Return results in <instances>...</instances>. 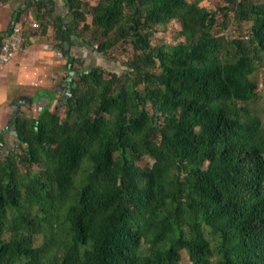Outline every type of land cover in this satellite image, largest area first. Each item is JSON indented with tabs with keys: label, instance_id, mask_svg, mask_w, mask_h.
<instances>
[{
	"label": "trees",
	"instance_id": "trees-1",
	"mask_svg": "<svg viewBox=\"0 0 264 264\" xmlns=\"http://www.w3.org/2000/svg\"><path fill=\"white\" fill-rule=\"evenodd\" d=\"M219 1H65L55 48L128 69L64 55L60 105L0 135V264H264V1Z\"/></svg>",
	"mask_w": 264,
	"mask_h": 264
},
{
	"label": "crops",
	"instance_id": "crops-1",
	"mask_svg": "<svg viewBox=\"0 0 264 264\" xmlns=\"http://www.w3.org/2000/svg\"><path fill=\"white\" fill-rule=\"evenodd\" d=\"M38 3L43 4L41 11L52 23L44 35L35 18ZM67 13L65 0H0L1 42L14 25L20 26L25 34L24 51L11 62L0 64V132L9 123H14L18 111L37 118L45 110L53 111L60 105L65 92L63 79L69 71L65 57L54 58L53 23H57L58 18L66 23ZM34 22L38 24L36 29L31 26ZM64 42L70 45V56L78 59L84 69L100 66L97 61L104 57L93 48L81 40L70 38ZM0 135L4 136L6 146L15 144L12 132Z\"/></svg>",
	"mask_w": 264,
	"mask_h": 264
},
{
	"label": "rangeland",
	"instance_id": "rangeland-1",
	"mask_svg": "<svg viewBox=\"0 0 264 264\" xmlns=\"http://www.w3.org/2000/svg\"><path fill=\"white\" fill-rule=\"evenodd\" d=\"M87 1H88L89 5H95L97 2V0H87ZM189 1H192V0H189ZM260 1H264V0H260ZM219 5H220L219 0H202V2H201V6L207 8L209 10H215ZM88 20H89V18H88ZM248 26H249V24H244L243 29H246ZM178 29H179L178 23L175 21H172L171 23H169L165 27H159L158 33L152 39V45L155 46L160 41L175 44L176 42L174 39V35ZM234 30H235V27H233V28L230 27L226 31H221L218 28H214L212 32L215 34H219V35L231 36L234 34ZM130 52L131 51H129V53ZM116 57L118 59L117 62L116 61H109V60L103 58L102 61H97V63L100 65V67H102L108 71H116L118 73L124 74L128 68L125 65H121V63L125 62L128 56L126 54L125 55L124 54H118ZM87 68L88 67H86L85 69H87ZM59 113L61 116H63L62 110H59ZM149 163L151 164L152 161H149ZM139 164L144 165V162H140ZM182 257H183L182 264H189L187 261V254L185 252H182Z\"/></svg>",
	"mask_w": 264,
	"mask_h": 264
},
{
	"label": "built area",
	"instance_id": "built-area-1",
	"mask_svg": "<svg viewBox=\"0 0 264 264\" xmlns=\"http://www.w3.org/2000/svg\"><path fill=\"white\" fill-rule=\"evenodd\" d=\"M32 28H38L36 22L32 23ZM25 34L24 30L14 25L8 34L2 39L0 44V64L11 62L16 55L24 51ZM54 58L63 59L64 53L58 49L53 51Z\"/></svg>",
	"mask_w": 264,
	"mask_h": 264
},
{
	"label": "water",
	"instance_id": "water-1",
	"mask_svg": "<svg viewBox=\"0 0 264 264\" xmlns=\"http://www.w3.org/2000/svg\"><path fill=\"white\" fill-rule=\"evenodd\" d=\"M66 23H68V20L65 21ZM71 39H75L74 36H71ZM0 44H1V39H0ZM63 51H64V55L65 56H69L70 55V45L68 42H64L63 43ZM15 116V115H14ZM15 120V117L13 118V121ZM8 132H12L14 135L15 134V124L9 123L1 132L0 134H4V133H8ZM8 150L11 149V145L7 146Z\"/></svg>",
	"mask_w": 264,
	"mask_h": 264
},
{
	"label": "bare ground",
	"instance_id": "bare-ground-1",
	"mask_svg": "<svg viewBox=\"0 0 264 264\" xmlns=\"http://www.w3.org/2000/svg\"><path fill=\"white\" fill-rule=\"evenodd\" d=\"M66 1V0H65ZM39 18V17H38ZM43 18V17H42ZM15 21V20H14ZM70 22V21H69ZM60 35V34H59ZM68 61V60H67ZM69 70V69H68ZM71 70V69H70Z\"/></svg>",
	"mask_w": 264,
	"mask_h": 264
}]
</instances>
